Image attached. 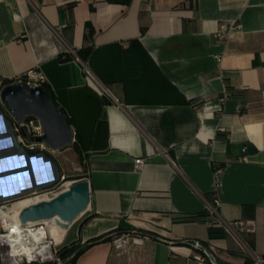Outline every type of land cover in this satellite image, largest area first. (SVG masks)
<instances>
[{
	"label": "crops",
	"instance_id": "0c3cea01",
	"mask_svg": "<svg viewBox=\"0 0 264 264\" xmlns=\"http://www.w3.org/2000/svg\"><path fill=\"white\" fill-rule=\"evenodd\" d=\"M29 70L97 138L90 205L64 228L47 222L60 247L101 238L74 264L264 256V0H0V80ZM212 206L248 230L212 237L208 220H176ZM122 234L140 235L118 245Z\"/></svg>",
	"mask_w": 264,
	"mask_h": 264
},
{
	"label": "water",
	"instance_id": "95a60500",
	"mask_svg": "<svg viewBox=\"0 0 264 264\" xmlns=\"http://www.w3.org/2000/svg\"><path fill=\"white\" fill-rule=\"evenodd\" d=\"M1 97L7 109L19 122H24L27 117H36L43 123L44 135L33 137L26 127H23V133L28 141L42 142L48 147V150H29L24 147L15 134L12 119L0 105V141H7V144L0 146V161L14 157L20 159L19 164L0 169V179L16 176L21 178L13 185H7V192H0V201H4L52 187L59 182L62 172L53 152L73 146L76 132L43 84L32 86L17 81L3 87ZM36 162L45 170L43 178L38 176ZM90 203V182L84 176L75 180L68 188L58 190L50 199L27 205L20 211L19 219L22 224H27L56 217L64 228L85 211ZM197 244L211 259L209 248L200 241Z\"/></svg>",
	"mask_w": 264,
	"mask_h": 264
},
{
	"label": "built area",
	"instance_id": "2783aa9c",
	"mask_svg": "<svg viewBox=\"0 0 264 264\" xmlns=\"http://www.w3.org/2000/svg\"><path fill=\"white\" fill-rule=\"evenodd\" d=\"M61 27H65V25H62ZM75 60L82 64L89 83L97 90H100L102 93L105 92L106 89L102 87L101 84L98 82L96 76L90 69L88 62L84 61L79 56H76ZM17 81H23L32 86H36V85H40L44 83L45 74L42 72H35L33 70H29L27 72H24L21 76H19V78L15 82ZM6 85L7 84H5V80H0V105L2 106V108H4V110L6 111V114L12 119L14 131H15V134L19 142L29 150H35V149L48 150V147L45 145V143L36 142V141L34 142L28 141L23 133V127H26L30 135H32L33 137L44 135V132H45L44 125L38 118L27 117L24 120V122H19L10 113V111L6 109V106L1 97V90ZM163 154L166 156V159H168L173 165H176L174 160H172L166 152H163ZM145 162H146L145 158H136L135 165L138 168H140L143 164H145ZM221 171H222V168H219L218 172H221ZM64 177L65 176H63V178ZM62 183L64 182L60 180L52 187L33 191L31 193H28L22 196L25 198H29V197L48 194V193H54ZM25 198H22V199H25ZM16 199L17 197L12 198V199H7L4 201H0V209L1 208L8 209L13 205L14 202L21 200L19 198L17 200ZM10 201H12L11 202L12 204L8 203ZM215 203L217 204L218 201L215 200ZM209 212L212 218V220L210 221V224L221 228L225 233L226 232L227 233L237 232V230H240V231L248 230L247 229L248 223L243 220L225 221L221 219L217 214V208L215 206L210 207ZM45 227H46V222L44 221H38L35 223H27V224H22L20 222V225H17L14 222H11V220L9 224H7L5 219L0 217V264H32V263L62 264L60 262L59 253H58L60 246L56 245L54 239L51 237L47 228ZM16 229H20L23 233L28 232V234H31L30 238L32 239L25 237L23 241H20L14 244L11 236L17 235L20 233ZM42 230H43V234H42ZM34 234H37L38 237L36 238ZM138 235L137 234H122L116 238L115 242L118 243V245H121V244L129 242L132 236H138ZM188 243L193 245L195 248L202 250L198 246L197 244L198 242L188 241ZM196 257L200 260L205 259V257H203L201 254H196ZM211 260H214L212 253H211ZM65 264H71V263L68 262ZM252 264H264V256L256 255L254 257V261Z\"/></svg>",
	"mask_w": 264,
	"mask_h": 264
},
{
	"label": "trees",
	"instance_id": "16d2710c",
	"mask_svg": "<svg viewBox=\"0 0 264 264\" xmlns=\"http://www.w3.org/2000/svg\"><path fill=\"white\" fill-rule=\"evenodd\" d=\"M14 80H5V84H11L13 83ZM43 86L45 87V89H47L50 94L53 96V98L55 99V96L51 90V88L49 87V85H47V83H43ZM56 101V99H55ZM68 118V117H67ZM69 123L72 125L73 123L71 122V120L68 118ZM82 128L87 130L90 135L91 133L93 134L94 130L92 128L91 124H77L75 126V138L76 141L74 143V147L82 153H85L87 151H89L92 147L95 146V142L97 140L96 137H91L90 135L88 136V139L83 138L82 136ZM95 134H97L95 132ZM176 220H183V221H196V220H208L211 221V215L210 212L208 210H203V211H198V212H192V213H185V214H181L179 216L176 217ZM211 236L212 237H218L223 235L224 231L216 226L211 225ZM101 239V238H100ZM98 239H92L91 241H89L86 245L83 246H76L75 242H72L69 245H65L63 247H61L59 249V255H61L62 257H69V262L71 264H74L77 257L89 246L93 245L94 243L98 242L100 240ZM201 251V250H200ZM34 264V263H32ZM40 264V263H39Z\"/></svg>",
	"mask_w": 264,
	"mask_h": 264
},
{
	"label": "bare ground",
	"instance_id": "6f19581e",
	"mask_svg": "<svg viewBox=\"0 0 264 264\" xmlns=\"http://www.w3.org/2000/svg\"><path fill=\"white\" fill-rule=\"evenodd\" d=\"M0 130H1V124H0ZM5 144H7V141H0V146L5 145ZM19 163H20V159L17 158V157L6 159V160H2V161H0V169L5 168V167H9V166H13V165H16V164H19ZM35 168H36V171L38 173V176L40 178H43L45 176V173H44L45 170H44L43 166L40 163L36 162L35 163ZM20 180H21V178L19 176H16L14 178L13 177L12 178H8V179H0V192H7L8 191V186L7 185H9V184L13 185L15 182H18ZM70 185H68V186H66L64 188H68ZM64 188H62V189H64ZM62 189H60V190H62ZM55 193H53V194L48 193V195H44V196H41V197H35L34 196V197H29V198H25V199H21L19 201H16L8 209H2L1 208L0 209V217L5 219L7 224H9V222L11 220V222H14L17 225H20L19 214H20V211L24 207H26L29 204H32V203H35V202H38V201H41V200H44V199H50L51 197L54 196ZM51 219H53V218H51ZM51 219L39 220V221L46 222V227L45 228H47V222L49 220H51ZM35 222H38V221H31V222H28V223H35ZM16 230L19 231L20 233L17 234V235L11 236V238L13 239V243L14 244H16L17 242L23 241L25 237H28L29 239H32V238H30L31 234H28V232L23 233L20 229H16ZM42 234H43V230H42ZM34 236L36 238L38 237L37 234H34Z\"/></svg>",
	"mask_w": 264,
	"mask_h": 264
},
{
	"label": "rangeland",
	"instance_id": "374dc122",
	"mask_svg": "<svg viewBox=\"0 0 264 264\" xmlns=\"http://www.w3.org/2000/svg\"><path fill=\"white\" fill-rule=\"evenodd\" d=\"M6 109H7V107H6ZM89 135H90V133L87 130L82 128L83 138L88 139ZM53 154L59 162L60 170L62 172L61 180H62V182H64L58 187L57 191L64 184H67V183L72 184L75 182V180L79 179L80 177L85 176L86 164H87V160L89 157L88 152H85V153L79 152L73 145V146H68L65 149H62L59 151H54ZM63 176H65V177L63 178ZM57 191H55V192H57ZM50 194H53V193H50ZM44 195H48V194H44ZM44 195H39V196H35V197H41ZM20 197L25 198L23 196H20ZM20 197H17V199L18 198L22 199ZM11 202L12 201H10L8 203L12 204ZM59 258H60V262L62 264L69 262V257H62L61 255H59ZM50 264H56V263H50Z\"/></svg>",
	"mask_w": 264,
	"mask_h": 264
}]
</instances>
